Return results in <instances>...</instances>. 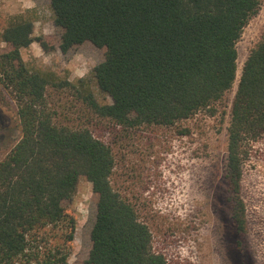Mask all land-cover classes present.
Returning a JSON list of instances; mask_svg holds the SVG:
<instances>
[{
    "label": "trees",
    "instance_id": "1",
    "mask_svg": "<svg viewBox=\"0 0 264 264\" xmlns=\"http://www.w3.org/2000/svg\"><path fill=\"white\" fill-rule=\"evenodd\" d=\"M50 1L62 52L86 42L105 52L93 73L111 103L79 90L88 123L97 118L128 129L179 127L200 112L220 113L238 77L237 44L264 0ZM33 33L34 22L26 18L13 19L2 33L9 47L0 50V79L16 95L22 136L0 160V264H70L76 219L63 203L73 198L81 176L92 183L97 207L87 263L169 264L154 249L141 204L115 186L112 143L86 124L57 121L49 108L48 87L70 82L27 67L21 50L34 42ZM229 116L225 179L232 220L243 234L244 164L264 136V34L243 65ZM58 228L62 237L54 238ZM238 247L244 254L243 242Z\"/></svg>",
    "mask_w": 264,
    "mask_h": 264
},
{
    "label": "rangeland",
    "instance_id": "2",
    "mask_svg": "<svg viewBox=\"0 0 264 264\" xmlns=\"http://www.w3.org/2000/svg\"><path fill=\"white\" fill-rule=\"evenodd\" d=\"M0 0V50L8 49L2 33L13 19L34 22V42L21 50L31 70L51 72L58 83L47 90L49 108L57 121L69 125L86 124L96 137L112 143L117 157L114 182L141 206V216L150 226L154 249L169 264H264V136L254 142L244 164L241 198L245 204L247 233H237L232 220L233 196L228 188L227 126L243 65L264 34V1L245 27L237 46L239 69L234 87L225 97L220 113L200 112L179 127H117L106 120L88 123L90 113L79 90H93L101 103L111 98L96 86L94 67L105 52L90 42L64 53L60 49L62 30L56 25L50 0ZM45 42L42 43L39 39ZM83 79V85L79 82ZM226 110V117L221 114ZM189 129L188 135L179 134ZM22 136L16 95L0 79V160ZM76 219L70 264H88L92 248L91 230L97 207L92 183L79 179L72 199L63 203ZM54 238L62 237L61 229ZM243 242L244 254L238 249Z\"/></svg>",
    "mask_w": 264,
    "mask_h": 264
},
{
    "label": "crops",
    "instance_id": "3",
    "mask_svg": "<svg viewBox=\"0 0 264 264\" xmlns=\"http://www.w3.org/2000/svg\"><path fill=\"white\" fill-rule=\"evenodd\" d=\"M25 1L28 2V3H29V2H30V3L34 2L33 0H25Z\"/></svg>",
    "mask_w": 264,
    "mask_h": 264
}]
</instances>
